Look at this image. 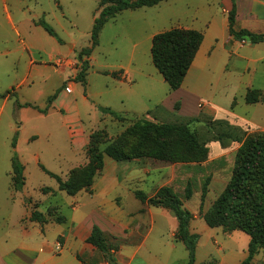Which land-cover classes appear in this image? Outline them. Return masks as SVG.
<instances>
[{
  "label": "rangeland",
  "instance_id": "1",
  "mask_svg": "<svg viewBox=\"0 0 264 264\" xmlns=\"http://www.w3.org/2000/svg\"><path fill=\"white\" fill-rule=\"evenodd\" d=\"M101 1L0 0V95L11 94V99L7 102L0 98V215L8 216L9 224L25 217L24 222L28 227L38 226L43 231L47 228L45 235L52 245L56 240L61 242L57 236L65 226H70L67 220L80 224L86 221L92 211L96 212L97 206L99 210L106 206L105 210L118 208L125 212L130 211V215L134 217L139 205L138 210L141 212L156 207L136 202L132 200L134 196L128 198L130 192L140 190L148 198H153L160 189L168 188L183 201L184 208L193 214L192 233L200 236L201 244L208 243L217 250L234 249L239 255L243 252L247 254L250 242L247 234L241 231L230 232L223 228L211 229L204 217L211 213L215 202L230 182L236 169L238 152L245 140L263 138L264 133L242 130L246 136L242 142L228 139L227 146L223 147L218 137L228 133L227 129L218 128L211 119L200 118L196 122L198 120L180 117L174 100L166 92L161 95L165 103L159 109L155 107V99L150 94L147 106L152 114L144 117L121 116L122 120L118 121L103 112L111 98L104 93L107 87H113V79L97 73L100 70L112 72L116 65L129 60L135 44L137 55L147 61L150 71L157 72L151 57V37L185 27L191 20L207 21L211 14L223 16V6L216 4V0H164L152 8L122 12L116 16L114 22H109L103 30L101 47L95 52V64L88 71L86 84L70 79L69 82L72 83L65 85L66 88L73 89L69 98L79 105L81 124L69 122L68 129L62 118L64 113L49 111L39 115L35 112L38 110L23 108L27 110L22 111L18 106L29 104L45 110L48 97L54 94L55 82L43 84V76L49 77L47 72L39 77L35 75L34 81L29 79L28 86H20L24 78L32 76L30 61L37 64L48 63L49 56L53 53L52 44L46 43L40 34L52 39L53 37L37 24L44 21L56 33L65 50L69 46L70 51H75L76 55L70 57L68 66L79 69L81 64L77 50L91 47L94 20L102 11ZM219 27L218 32L221 33L222 26ZM198 28L203 30L204 26ZM25 40L32 44L28 51L20 44V41ZM244 57L249 58L246 55ZM253 58L258 57L254 55L249 59ZM243 65L246 66L247 62L243 61ZM249 67L250 72L244 74V82L256 68L254 88L263 91H256V95L260 97V102H264V64H251ZM119 93L127 94L125 85ZM205 98L208 100V97H203L204 100ZM120 99L127 101L125 96ZM171 106L174 107L173 110L169 108ZM144 122L188 126L202 144V148L189 149L178 133L162 135L145 132L137 126ZM92 136L95 137L94 145ZM14 143L19 160L25 168L26 185L21 192L14 191L11 181ZM76 145L78 152L73 155ZM109 145H114L126 160L116 162L104 156V169L95 177L91 190L76 195L79 198V210L74 212L76 204H73L72 197L61 192L56 179L42 169L66 182L73 173L77 174L87 167L90 147L103 152ZM116 181L121 185L119 187L123 190L122 196L112 199V194L106 198L107 202H100V198H91L94 190H106L110 187L108 184L112 185ZM187 188L193 193L190 200H186ZM204 189L207 194L202 206ZM99 202L101 207L97 205ZM156 209L173 216L167 209ZM35 211L42 215L41 222L32 220L31 215ZM59 217H64L65 222L58 224ZM147 218L137 217L134 220L147 221ZM126 221L129 219L126 218ZM106 238L110 250L106 253L98 252L104 262L111 264L112 252H117L118 242L107 236ZM217 260L219 264L220 259ZM199 261L213 262L209 261L203 249L199 253ZM254 261L264 264V250L254 257L252 264Z\"/></svg>",
  "mask_w": 264,
  "mask_h": 264
},
{
  "label": "crops",
  "instance_id": "2",
  "mask_svg": "<svg viewBox=\"0 0 264 264\" xmlns=\"http://www.w3.org/2000/svg\"><path fill=\"white\" fill-rule=\"evenodd\" d=\"M216 1V4L219 3L223 6V16L211 14L207 21L191 20L185 27L176 28L194 30L203 35L200 49L179 90L171 92L158 71H150L147 61L143 60L141 55H137L135 44L129 60L116 65L112 72L104 70L97 72L99 76L112 78L114 82L113 87H107L104 93L111 97L104 109H110L120 116H148L152 114L147 106L150 94L155 99V107L159 109L165 103L161 95L166 92V95L174 100V106L179 105L180 117L198 120V122L200 118L211 119L213 122L224 121L241 131L264 133V102L248 105L245 100L247 92L250 90L263 92L254 88L256 68L244 82V74L250 72L251 64H264V43L252 44L247 39L239 41L231 37L228 28V14L233 6L232 0ZM235 2L237 9L235 29L264 34V1L235 0ZM116 18L109 20L103 27L99 36V45L93 51L92 56L87 59L89 69L94 67V55L96 50L101 47L103 30L109 22H114ZM219 25L222 26L221 33L218 32ZM200 26H204V29L198 28ZM40 36L46 43L52 44L53 53L50 54L48 63L37 64L31 60L29 66L32 76L24 78L20 86H28L29 79L34 81L35 75L39 77L47 72L49 77L43 76V84L55 82L54 94L48 97L47 105L49 98L57 94L48 113L49 111L64 113L62 118L69 129V122L79 125L82 121L79 105L69 98L73 89L71 93L65 91L69 89L65 85L72 83L69 82L70 79L76 80L80 71V67L71 69L68 66L70 57L76 53L70 51L69 46H66L67 50H65L57 39L49 38L43 33ZM154 36L151 37V40ZM243 41L245 45L242 44ZM20 44L24 50L28 51L30 47L32 48V44L26 40L20 41ZM77 51L80 53L82 49ZM244 55L249 58L257 55L258 58L245 59ZM243 61L247 62L246 66H242ZM123 85L127 88L126 95L119 93ZM150 85L154 87L149 88ZM95 95L93 94V96ZM124 96L127 98L126 102L120 99ZM203 97H208V100L206 98L204 100ZM10 99L11 97L5 99V102ZM120 106L122 107L120 108ZM169 108L173 110L174 107ZM25 110L27 109L22 108V111ZM35 112L43 115L38 111ZM77 148L76 145L73 155L78 152ZM107 186L110 187L103 191L94 190V195L91 198H100V202H107L106 198L112 194H114L112 199L122 196L123 190L117 181ZM135 192H130L128 198L131 199L134 196L132 200L140 202L136 198ZM78 200L77 196L72 197L73 204H76V208H73L74 212L79 210L77 208ZM100 202L97 205L100 206ZM105 207H101L99 210L97 206L98 210L96 208V212L92 211L86 221L80 224L67 220L70 226H65L57 236L61 242L56 240L52 245L47 241L45 235L47 228L43 231L38 226L28 227L24 222L25 217L21 221L9 224L8 216L0 215V225H2L0 226V264H108L102 260L98 250L87 243L94 226L99 227L105 236L118 242L117 252H112L113 264H188V252L185 246L175 240L178 230V221L175 217L156 208L141 212L138 210L140 205L136 208L134 217L130 215V211L125 212L118 208L105 210ZM95 215L97 218H94ZM144 216L148 217L147 221L134 220V218ZM126 218L129 221L125 222ZM201 249L206 251L209 261L216 264L218 263L217 258L220 259L219 264H241L248 257V253L243 252L242 255H239L234 249H214L208 243L201 244L200 240L195 264H202L199 261ZM257 262L259 261H254L253 264H258Z\"/></svg>",
  "mask_w": 264,
  "mask_h": 264
},
{
  "label": "trees",
  "instance_id": "3",
  "mask_svg": "<svg viewBox=\"0 0 264 264\" xmlns=\"http://www.w3.org/2000/svg\"><path fill=\"white\" fill-rule=\"evenodd\" d=\"M164 0H102L100 7L102 11L98 18L94 20L91 34V47L83 49L79 53L80 71L77 80L86 84V77L89 70L88 59L93 51L99 45V36L105 24L118 14L125 11H137L143 8H152ZM264 1V0H262ZM233 6L228 14L229 34L236 40H249L252 44L264 43V34H255L248 30H236V2L232 0ZM37 26L42 27L51 37L57 39L56 33L44 21ZM203 42V35L194 30L173 29L158 34L152 39L151 57L152 62L158 73L163 77L171 92L181 88ZM10 93L0 95V98L7 99ZM57 94L49 98L45 110H39L29 104L19 105L20 108H33L41 114H47L55 101ZM260 97L256 91H248L246 103L248 105L260 103ZM179 110V105H176ZM105 114H109L118 121L121 116L110 109H103ZM198 122V121H196ZM218 128H225L228 133L218 137V141L223 147H226V140L233 142H242L245 134L243 131L231 127L227 122H214ZM145 132L160 133L169 135L178 133L184 141V145L192 150H200L202 144L196 136L190 131L188 126H172L165 124H154L144 122L137 125ZM246 137V136H245ZM94 145L95 137L92 136ZM264 137L248 138L240 148L236 161L234 174L226 186L225 190L215 202L210 214L204 217L205 222L211 229L223 228L227 231H241L250 237L248 245V257L241 264H252L254 257L264 250ZM12 157V184L15 192H21L26 185L24 175L25 168L19 160L16 152V145L13 144ZM89 164L81 172L73 173L68 181L63 182L59 177L48 173L44 168L43 172L55 178L59 190L65 192L68 196L74 197L82 191H90L95 177L101 174L104 169V156L116 161L123 162L126 158L119 153L114 145L107 146L103 152L97 148L90 147ZM192 191L187 188L186 200L192 197ZM206 189L202 193V206L204 204ZM136 198L142 203H148L152 207L164 208L169 210L178 221V230L175 234V240L182 243L188 252V264L196 263V251L200 236L190 232V225L194 219L193 214L184 208L183 201L174 195L168 188L160 189L153 198L143 192H135ZM33 221L41 222L42 215L33 212L31 215ZM65 222L64 217L58 218V224ZM87 243L96 250L106 253L110 250L105 234L99 227L94 226ZM114 262L111 261V264ZM202 264H216L215 262H206Z\"/></svg>",
  "mask_w": 264,
  "mask_h": 264
},
{
  "label": "built area",
  "instance_id": "4",
  "mask_svg": "<svg viewBox=\"0 0 264 264\" xmlns=\"http://www.w3.org/2000/svg\"><path fill=\"white\" fill-rule=\"evenodd\" d=\"M242 44H245V42L243 41V43ZM68 93H70L71 92V90L70 89H67L66 90Z\"/></svg>",
  "mask_w": 264,
  "mask_h": 264
}]
</instances>
